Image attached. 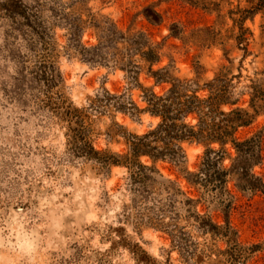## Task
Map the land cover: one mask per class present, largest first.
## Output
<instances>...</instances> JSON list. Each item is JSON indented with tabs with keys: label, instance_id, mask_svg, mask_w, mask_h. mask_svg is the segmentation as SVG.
<instances>
[{
	"label": "trees",
	"instance_id": "obj_1",
	"mask_svg": "<svg viewBox=\"0 0 264 264\" xmlns=\"http://www.w3.org/2000/svg\"><path fill=\"white\" fill-rule=\"evenodd\" d=\"M88 1L0 0V19H6L8 32L15 33L12 43L21 40L13 47L8 42L10 34L7 36L5 46L18 69L11 86L4 85V90L13 101L34 104L63 123L66 149L73 157L93 162L98 170L111 166L126 169L130 200L124 212L125 222H131L134 228L149 225L166 233L171 249L177 250L186 264H248L260 246L241 243L230 225L228 211L233 195L228 183L233 181L241 191L264 195V179L253 172L264 157V127L247 137L237 136L240 128L264 114V68L237 89L242 76L240 67L237 73L232 71L230 50L223 47L227 64H222L212 78L201 82L198 70L195 78L180 77L172 57L159 65L163 42L153 41L143 30L119 27L111 17L92 11ZM248 2L247 7L230 11L237 14L231 17L237 29L232 39L234 48L243 51L242 58L250 54L248 35L252 36L245 20L259 12L264 14V0ZM143 12L148 19H161L153 7L146 6ZM56 27L65 30L66 43L61 49ZM169 29V36L173 37L183 32L178 23H171ZM88 30L95 37L89 45L82 40ZM61 53L122 70L129 87L139 89L144 105L139 106L129 94L110 93L105 88L90 97L87 106L74 105L62 91L63 77L58 65ZM141 74L152 83L141 82ZM164 84L161 93L154 90V86ZM110 111L131 117L147 113L158 121L141 134L127 132L113 122L107 136H121L126 150H100L93 144L92 115ZM193 142L203 144L205 150L197 170L190 171L185 167L184 143ZM228 148L233 149L234 155L230 164L224 165L223 160L230 156ZM157 162H167L180 171L193 190L186 192L176 180L164 176L156 167ZM212 208L222 212V224L214 220ZM191 229L214 241L221 240L225 246L204 242L200 247L192 240ZM111 231L117 236L112 239L113 245L127 247L141 262L148 263L144 251L130 241L123 226L112 227Z\"/></svg>",
	"mask_w": 264,
	"mask_h": 264
},
{
	"label": "rangeland",
	"instance_id": "obj_2",
	"mask_svg": "<svg viewBox=\"0 0 264 264\" xmlns=\"http://www.w3.org/2000/svg\"><path fill=\"white\" fill-rule=\"evenodd\" d=\"M248 5V0L88 1L92 11L111 17L119 27L143 30L153 41L163 42L159 65L172 57L180 77L195 78L198 70L201 82L209 80L222 64H227L222 49L226 47L233 60L232 71L237 73L240 67L242 76L237 89L264 68V14L256 13L244 22L252 32V36L248 35L250 54L242 58L243 51L234 48L232 35L237 29L231 17L237 14L230 11ZM146 6L157 10L161 19H148L143 12ZM171 23L182 28L180 36H169ZM8 24L6 19H0V264H145L127 247L112 244L117 236L110 230L118 225L144 251L147 264H186L179 252L171 249L166 233L149 225L134 228L131 222L124 221L130 200L124 167L98 170L93 162L73 157L66 149L63 123L34 104L21 105L10 99L4 85L11 86L18 66L5 46L8 34L9 43L15 35L8 32ZM204 27L211 30H203ZM64 32L63 28H55L60 49L66 43ZM82 40L89 45L95 37L88 30ZM18 41L21 40L17 39L12 46H18ZM58 65L63 77L62 91L78 107L87 106L89 98L103 88L110 93L129 94L139 106L144 105L139 89L129 87L120 69L90 64L65 53L59 55ZM140 81L145 85L152 83L144 74ZM165 87L154 86V90L161 93ZM92 117L94 146L113 152L126 150L121 136H107L113 122L127 132L141 134L158 121L147 113L131 117L119 111L96 113ZM262 127L264 114L240 128L237 136L247 137ZM184 149L185 167L197 170L205 146L184 143ZM228 151L230 156L225 157L224 165H229L234 155L233 149ZM142 160L148 162L146 158ZM156 167L164 176L176 180L184 191L193 190L183 174L169 163L157 162ZM253 172L264 179V157ZM228 188L233 195L228 211L230 225L241 243L260 246L248 264H264V195L241 191L233 181ZM210 213L215 221L223 223L220 210L212 208ZM190 233L200 247L204 242L225 246L223 241H214L195 229Z\"/></svg>",
	"mask_w": 264,
	"mask_h": 264
}]
</instances>
